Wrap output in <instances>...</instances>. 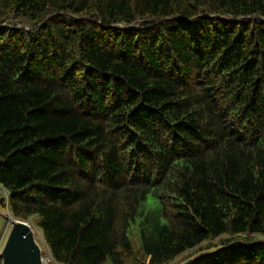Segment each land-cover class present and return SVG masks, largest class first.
<instances>
[{
  "label": "trees",
  "instance_id": "obj_1",
  "mask_svg": "<svg viewBox=\"0 0 264 264\" xmlns=\"http://www.w3.org/2000/svg\"><path fill=\"white\" fill-rule=\"evenodd\" d=\"M0 212L52 264H264V0H0Z\"/></svg>",
  "mask_w": 264,
  "mask_h": 264
},
{
  "label": "water",
  "instance_id": "obj_2",
  "mask_svg": "<svg viewBox=\"0 0 264 264\" xmlns=\"http://www.w3.org/2000/svg\"><path fill=\"white\" fill-rule=\"evenodd\" d=\"M7 221L11 229L0 253L3 264H48L45 262L44 250L38 242L33 224L11 215L7 217ZM207 253L209 252H203L181 264H194Z\"/></svg>",
  "mask_w": 264,
  "mask_h": 264
},
{
  "label": "rangeland",
  "instance_id": "obj_3",
  "mask_svg": "<svg viewBox=\"0 0 264 264\" xmlns=\"http://www.w3.org/2000/svg\"><path fill=\"white\" fill-rule=\"evenodd\" d=\"M8 216H9L8 214L0 212V253L3 250L4 244L8 238V235L11 229V226L7 221ZM1 219H4V220L1 222ZM37 238H38V242L40 243L42 249L44 250V254H47L49 250H48V247L44 244L43 236L40 232H38ZM183 262L184 261L182 262L176 261L173 264H181Z\"/></svg>",
  "mask_w": 264,
  "mask_h": 264
},
{
  "label": "built area",
  "instance_id": "obj_4",
  "mask_svg": "<svg viewBox=\"0 0 264 264\" xmlns=\"http://www.w3.org/2000/svg\"><path fill=\"white\" fill-rule=\"evenodd\" d=\"M44 259H45V262L48 263V264H52V262H53V259H52V257L49 254H47L44 257Z\"/></svg>",
  "mask_w": 264,
  "mask_h": 264
},
{
  "label": "bare ground",
  "instance_id": "obj_5",
  "mask_svg": "<svg viewBox=\"0 0 264 264\" xmlns=\"http://www.w3.org/2000/svg\"><path fill=\"white\" fill-rule=\"evenodd\" d=\"M36 231V230H35ZM36 235H38V232L36 231Z\"/></svg>",
  "mask_w": 264,
  "mask_h": 264
}]
</instances>
